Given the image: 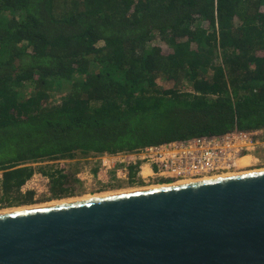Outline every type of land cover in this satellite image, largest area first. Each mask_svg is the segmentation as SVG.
<instances>
[{
  "label": "trees",
  "instance_id": "trees-1",
  "mask_svg": "<svg viewBox=\"0 0 264 264\" xmlns=\"http://www.w3.org/2000/svg\"><path fill=\"white\" fill-rule=\"evenodd\" d=\"M261 128L264 0H0V207L32 203L34 172L73 195L39 163Z\"/></svg>",
  "mask_w": 264,
  "mask_h": 264
},
{
  "label": "water",
  "instance_id": "water-1",
  "mask_svg": "<svg viewBox=\"0 0 264 264\" xmlns=\"http://www.w3.org/2000/svg\"><path fill=\"white\" fill-rule=\"evenodd\" d=\"M0 264H264V170L5 211Z\"/></svg>",
  "mask_w": 264,
  "mask_h": 264
},
{
  "label": "built area",
  "instance_id": "built-area-1",
  "mask_svg": "<svg viewBox=\"0 0 264 264\" xmlns=\"http://www.w3.org/2000/svg\"><path fill=\"white\" fill-rule=\"evenodd\" d=\"M93 156L100 168L90 176L112 187L173 185L219 178L264 165V128L234 129ZM77 177L81 180L79 174ZM37 181L43 183L40 188ZM48 182L46 175L34 172L21 190L27 191V185L34 197L40 193L49 195Z\"/></svg>",
  "mask_w": 264,
  "mask_h": 264
},
{
  "label": "rangeland",
  "instance_id": "rangeland-1",
  "mask_svg": "<svg viewBox=\"0 0 264 264\" xmlns=\"http://www.w3.org/2000/svg\"><path fill=\"white\" fill-rule=\"evenodd\" d=\"M201 72L203 75L210 77L212 75V71L209 69H201ZM177 88L180 90H189L191 88V82L188 79L181 78L177 83ZM26 93H29V90H25ZM68 91V85L66 83L62 85H54V87L49 92V99L48 102L50 104H57L61 102L63 97L66 95ZM44 164H55L57 166L65 167L66 170H68L70 173L77 176L79 174L80 176V184H77L74 188V193L72 196L64 197L62 199H49L48 195H45L43 193L38 194L37 196L33 197V201L31 204H22L19 206H10V207H0V211H11L15 209H24L31 206H42L49 202H57L61 200H67V199H84L87 197H93L95 195H99L101 193H112L117 192L119 189L123 190L124 188L129 189L135 186H117L112 187L110 184L105 183L103 181L98 180L94 177H91V174H94V171L98 170L100 168V163L96 159L95 156H81L76 155L72 159H63V160H57V161H47L43 163H39L38 165H44ZM264 165H261L260 167H257V169H263ZM101 178L102 175L100 174ZM38 187L40 188L41 185H43L42 181H37ZM142 186V185H137ZM149 186V185H148ZM129 187V188H128ZM24 190H29L27 185L24 187ZM1 197V196H0ZM0 206L1 205L0 203Z\"/></svg>",
  "mask_w": 264,
  "mask_h": 264
},
{
  "label": "bare ground",
  "instance_id": "bare-ground-1",
  "mask_svg": "<svg viewBox=\"0 0 264 264\" xmlns=\"http://www.w3.org/2000/svg\"><path fill=\"white\" fill-rule=\"evenodd\" d=\"M262 170H264V169H262ZM259 171V170H258ZM232 174H229V175H224V177H226V176H231ZM212 179H214V178H212ZM204 180H208V179H204ZM199 181H202V180H199ZM186 182H189V181H186ZM186 182H182V183H186ZM190 182H192V181H190ZM178 184H181V183H178ZM173 185H175V184H173ZM162 186H167V185H155V186H138V187H132V188H129V189H123V190H118L117 192H112V193H101V194H99V195H95V196H93V197H98V196H105V195H111V194H116V193H123V192H130V191H137V190H144V189H149V188H154V187H162ZM92 197V196H91ZM87 198H90V197H87ZM78 199H81V198H78ZM78 199H67V200H61V201H57V202H55V201H53V202H49V203H46V204H44V205H42V206H49V205H53V204H58V203H62V202H69V201H73V200H78ZM34 207H40V206H31V207H27V208H34ZM3 212H5V211H0V213H3Z\"/></svg>",
  "mask_w": 264,
  "mask_h": 264
},
{
  "label": "flooded vegetation",
  "instance_id": "flooded-vegetation-1",
  "mask_svg": "<svg viewBox=\"0 0 264 264\" xmlns=\"http://www.w3.org/2000/svg\"><path fill=\"white\" fill-rule=\"evenodd\" d=\"M258 170H262V169L255 168V169H248V170H240V171L235 172V174L247 173V172L258 171Z\"/></svg>",
  "mask_w": 264,
  "mask_h": 264
}]
</instances>
